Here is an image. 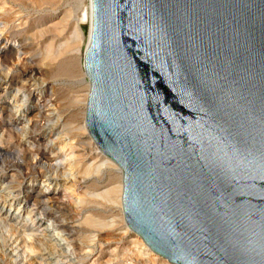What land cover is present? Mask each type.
<instances>
[{
	"label": "water",
	"instance_id": "95a60500",
	"mask_svg": "<svg viewBox=\"0 0 264 264\" xmlns=\"http://www.w3.org/2000/svg\"><path fill=\"white\" fill-rule=\"evenodd\" d=\"M87 128L172 264H264V0H93Z\"/></svg>",
	"mask_w": 264,
	"mask_h": 264
},
{
	"label": "bare ground",
	"instance_id": "6f19581e",
	"mask_svg": "<svg viewBox=\"0 0 264 264\" xmlns=\"http://www.w3.org/2000/svg\"><path fill=\"white\" fill-rule=\"evenodd\" d=\"M75 1L80 9L74 17L73 42L55 47L73 25V14L65 11L51 26L58 35L46 44L45 54L49 67H61L69 57L79 61L82 90L74 100L79 104L80 121L70 126L55 98L56 84L44 78V63L29 62L26 43L13 42L8 36L11 28L22 31L25 18L0 2V16L8 13L18 20L4 21L7 28L0 31V156L11 151L17 155L16 165L0 166V237L5 259L7 264H168L125 221L123 170L98 147L87 128L91 83L81 44L87 48L91 40L94 6L93 0ZM70 44L75 52L68 56L73 51L67 50ZM17 69L20 77L16 79ZM10 87L14 91L9 97ZM12 135L15 141L2 143ZM15 167L22 168L21 178ZM4 175L11 179H2ZM104 175L112 179L111 187L99 186ZM88 177L94 189L85 186ZM89 204L109 208L114 214L102 218L95 215V208L82 213ZM86 222L96 230L83 246L74 233L78 224ZM106 229H120L119 236L103 241L100 234Z\"/></svg>",
	"mask_w": 264,
	"mask_h": 264
},
{
	"label": "rangeland",
	"instance_id": "374dc122",
	"mask_svg": "<svg viewBox=\"0 0 264 264\" xmlns=\"http://www.w3.org/2000/svg\"><path fill=\"white\" fill-rule=\"evenodd\" d=\"M5 1L6 2V8L12 7L14 15L15 14H21L25 18L26 24H24L22 31L20 30L18 32L14 31V29H9L10 32L8 33V36L10 39L13 40V42H17L18 39H21L24 43H26V49H25V55L30 56L29 62L41 64L44 63V66L47 65L48 60L45 58L46 54V44L49 41H53L56 39L55 37L58 35L57 30L54 32V28L51 27L54 22H59L60 17L65 11H70L73 14V25L69 26L67 29V32L64 33L62 36H60L58 39L59 41L56 44V48L58 44L60 43H66V42H73V27H74V17L79 11V3L75 0H0V2ZM61 13L60 16H58V13ZM13 15H9L8 13L3 14L0 16V31L6 30L7 25L4 21H13L16 20V18L12 17ZM18 20H16L17 22ZM58 27V26H57ZM59 29V27L57 28ZM54 37V38H53ZM85 44H81V48L84 51L86 48ZM67 48V47H66ZM75 46H70L67 48V50H73ZM74 50L67 53V55L74 54ZM67 62L64 63L61 67H49L46 66L47 74L44 76L48 81H52L54 84H56V87L58 89L56 94V99L58 106L60 108V111L62 115L65 117V122L67 126H70L72 124H77L80 121V115L78 113V107L79 104L74 100L75 97L80 93L82 90V86H80L79 82V69H78V63L79 61L73 59L70 61V57L67 58ZM20 71L17 69L16 72L13 74L14 78H19ZM89 80V79H88ZM1 83V80H0ZM14 91L13 87H10V89L7 90L6 94L7 96H11L12 92ZM87 114V112H86ZM14 134V133H13ZM15 135H12L11 137H14ZM6 139V138H5ZM3 139L2 143L15 141V137L11 139ZM85 153L88 156V150H84ZM13 152V151H11ZM3 153L2 156H0V166H10V165H16L17 155L14 153ZM90 158V157H89ZM17 171V177H22V168L15 167ZM91 177H88V183L85 184V186H89L90 189H94L95 185L90 181ZM2 179H6L8 181L10 176L4 175ZM101 183L99 186L102 188H106L107 184L109 187L113 185L112 179L108 175H104L99 180ZM94 185V186H93ZM95 208L97 212H95V215L101 216L102 218H109L113 216V211L109 208H96L93 204H89L84 207L82 210V213H88V211H85L87 209ZM85 215V214H84ZM126 221V220H125ZM87 223V222H86ZM81 224V226L78 224L77 229H75V239L76 242H79V245L85 246L90 240L89 234H91L93 231L96 230V228L91 227L88 223ZM80 226V227H79ZM90 232V233H89ZM120 229L112 230V229H106L100 234V238L103 239V241L113 240L116 239L119 235ZM136 233L134 230L132 231ZM94 233V232H93ZM88 236V238H87ZM3 242V238L0 237V264H7L8 261L5 259V250L1 247V243ZM85 243V244H84ZM159 259H162L158 257ZM164 261V259H163ZM166 261V260H165ZM170 264L169 262H167ZM172 264V263H171Z\"/></svg>",
	"mask_w": 264,
	"mask_h": 264
}]
</instances>
